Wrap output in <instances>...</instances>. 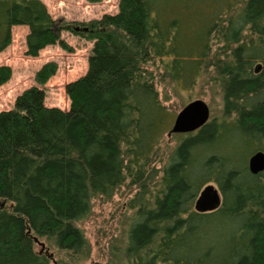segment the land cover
I'll return each mask as SVG.
<instances>
[{
  "label": "trees",
  "instance_id": "obj_1",
  "mask_svg": "<svg viewBox=\"0 0 264 264\" xmlns=\"http://www.w3.org/2000/svg\"><path fill=\"white\" fill-rule=\"evenodd\" d=\"M118 9L67 24L41 0H0V53L14 26L29 28L31 57L66 47L64 30L94 41L87 72L65 87L67 110L45 104L49 63L0 111V264H52L35 251L39 239L89 253L76 223L121 187L135 193L118 264H264V172L248 169L264 151V0H120ZM180 10L205 14L194 38ZM202 75L221 90L219 116L162 151L172 115L160 86L194 87ZM11 76L1 66L0 87ZM210 184L221 205L195 211Z\"/></svg>",
  "mask_w": 264,
  "mask_h": 264
},
{
  "label": "rangeland",
  "instance_id": "obj_2",
  "mask_svg": "<svg viewBox=\"0 0 264 264\" xmlns=\"http://www.w3.org/2000/svg\"><path fill=\"white\" fill-rule=\"evenodd\" d=\"M41 1L55 20L67 24H88L101 19L105 14H116L120 0ZM178 16L184 27L191 28L188 32L190 38H194L195 33L203 28L206 18L205 14L203 16L185 14L182 10L178 12ZM28 33L27 26H14L11 29L12 39L9 47L0 53V67L9 66L12 70L11 79L0 87V111L12 109L20 94L36 86V73L43 65L49 63L57 67L56 73L43 86L46 91L45 104L48 107L67 110L70 100L65 87L87 72L88 57L94 41L87 36L64 30L61 39L66 47L59 44L48 46L37 57H31L26 55ZM159 90L164 99L167 98L166 105L172 115L170 130L177 114L195 100H202L209 106L210 119L220 114L221 90L217 84L208 82L206 75H202L194 87L183 88L166 80ZM163 140L161 149L168 153L180 142L181 136L177 134L169 136V133H166ZM134 193L130 194L126 187H121L110 199L98 196L92 200L90 214L76 223L87 240L89 253L76 255L63 251L46 239L37 240L35 251H43L49 255L52 264H118L126 240V231L133 215L128 207V201Z\"/></svg>",
  "mask_w": 264,
  "mask_h": 264
},
{
  "label": "water",
  "instance_id": "obj_3",
  "mask_svg": "<svg viewBox=\"0 0 264 264\" xmlns=\"http://www.w3.org/2000/svg\"><path fill=\"white\" fill-rule=\"evenodd\" d=\"M80 31L81 28H75ZM88 32V28L82 29ZM210 120V108L202 100H195L187 104L176 116L169 132L172 134L193 133L203 127ZM248 169L253 175L264 172V151H258L250 156ZM222 203V196L214 185L206 186L195 201L194 209L200 213L215 211Z\"/></svg>",
  "mask_w": 264,
  "mask_h": 264
}]
</instances>
